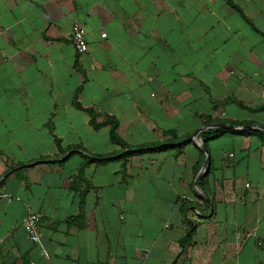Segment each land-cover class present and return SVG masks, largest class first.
I'll return each mask as SVG.
<instances>
[{
    "label": "crops",
    "instance_id": "crops-1",
    "mask_svg": "<svg viewBox=\"0 0 264 264\" xmlns=\"http://www.w3.org/2000/svg\"><path fill=\"white\" fill-rule=\"evenodd\" d=\"M262 33L264 0H0V264H264Z\"/></svg>",
    "mask_w": 264,
    "mask_h": 264
},
{
    "label": "trees",
    "instance_id": "trees-1",
    "mask_svg": "<svg viewBox=\"0 0 264 264\" xmlns=\"http://www.w3.org/2000/svg\"><path fill=\"white\" fill-rule=\"evenodd\" d=\"M231 5L237 10L239 11L243 17H245L247 19V17L245 16V14L243 13L242 9L237 6L236 4H234L233 2H231ZM247 21L249 22V24L254 27L253 23L247 19ZM255 28V27H254ZM263 36H264V33H262ZM228 99V98H227ZM238 104H240L241 106H245L244 104H242L241 102H237ZM249 110L251 111H256V110H264V103L261 104V105H258L256 107H247ZM90 112L93 113L92 110H90ZM209 122H219L218 120H210ZM90 123L92 124V126L94 128H99L100 126L102 125H105L106 123H108L110 125V129H109V132H110V137H111V140L115 143V144H119V145H122L124 147H127L129 148L130 145L128 143H126L117 133L116 131V128H117V121L115 119H112L110 118L108 121H103V122H96V115H91V121ZM233 125H235L236 127H243L244 126V122H232ZM248 124V123H247ZM220 131H226L225 128H208L206 129L205 131H203V136H205L206 139H209V138H214L216 136H218L219 132ZM240 133H243V134H248L250 132H252L253 130H251L250 128H246V129H239L238 130ZM176 138L173 136L172 140L171 141H175ZM56 144H57V149L58 150H62L60 144L58 141H56ZM183 145V143H175V142H171L170 144L169 143H164L161 145V143H158V144H154L152 146L151 149H162V148H168V147H173V146H177V147H181ZM69 148H75L74 146H71ZM145 150V147H140L138 149H134V150H130V154L131 153H138L140 151H143ZM114 158H117V157H114ZM93 160H97V161H104L107 159V157H101V156H98V157H92ZM90 161V160H89Z\"/></svg>",
    "mask_w": 264,
    "mask_h": 264
},
{
    "label": "built area",
    "instance_id": "built-area-1",
    "mask_svg": "<svg viewBox=\"0 0 264 264\" xmlns=\"http://www.w3.org/2000/svg\"><path fill=\"white\" fill-rule=\"evenodd\" d=\"M102 36H104V33H102ZM69 38L77 53L83 54L88 50L86 31L80 23H73ZM22 226L31 242L39 243L41 241L40 216L38 213L28 211L23 218Z\"/></svg>",
    "mask_w": 264,
    "mask_h": 264
},
{
    "label": "water",
    "instance_id": "water-1",
    "mask_svg": "<svg viewBox=\"0 0 264 264\" xmlns=\"http://www.w3.org/2000/svg\"><path fill=\"white\" fill-rule=\"evenodd\" d=\"M250 127V125H245L243 127H236L235 125L231 124V123H226V122H213V123H209V124H205L202 127L196 129L192 135V137H195L199 131L204 130L206 128H226V129H230V130H239L242 128H248ZM203 149H205V146H203Z\"/></svg>",
    "mask_w": 264,
    "mask_h": 264
},
{
    "label": "rangeland",
    "instance_id": "rangeland-1",
    "mask_svg": "<svg viewBox=\"0 0 264 264\" xmlns=\"http://www.w3.org/2000/svg\"><path fill=\"white\" fill-rule=\"evenodd\" d=\"M188 107L191 108L190 106H186V108H184L185 111L181 109L182 111L179 112L178 115H185L186 112H189L188 110H186V109H188ZM226 108H228V109L230 110V107L227 106ZM183 111H184V112H183ZM182 112H183V113H182ZM222 113H223V112H222ZM238 113H239V115H248V116H249V115H259V113H257V112H251L250 110L245 109V108H244V109H239ZM263 113H264V112H263ZM157 115H158V114H157Z\"/></svg>",
    "mask_w": 264,
    "mask_h": 264
}]
</instances>
